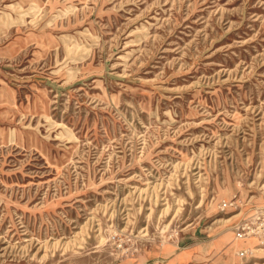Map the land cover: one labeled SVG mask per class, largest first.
Returning <instances> with one entry per match:
<instances>
[{
	"label": "rangeland",
	"instance_id": "1",
	"mask_svg": "<svg viewBox=\"0 0 264 264\" xmlns=\"http://www.w3.org/2000/svg\"><path fill=\"white\" fill-rule=\"evenodd\" d=\"M258 248L264 0H0V264Z\"/></svg>",
	"mask_w": 264,
	"mask_h": 264
},
{
	"label": "bare ground",
	"instance_id": "2",
	"mask_svg": "<svg viewBox=\"0 0 264 264\" xmlns=\"http://www.w3.org/2000/svg\"><path fill=\"white\" fill-rule=\"evenodd\" d=\"M227 221V220H226ZM257 250H264V249H262V248H258ZM254 263V262H253ZM254 264H257L256 262L254 263Z\"/></svg>",
	"mask_w": 264,
	"mask_h": 264
},
{
	"label": "built area",
	"instance_id": "3",
	"mask_svg": "<svg viewBox=\"0 0 264 264\" xmlns=\"http://www.w3.org/2000/svg\"><path fill=\"white\" fill-rule=\"evenodd\" d=\"M238 254H239V255H243V254H244V252L240 251Z\"/></svg>",
	"mask_w": 264,
	"mask_h": 264
}]
</instances>
